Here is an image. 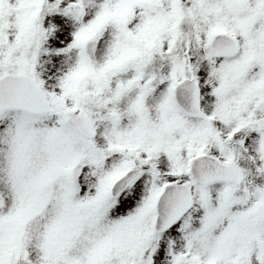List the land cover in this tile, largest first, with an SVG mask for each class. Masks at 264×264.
Listing matches in <instances>:
<instances>
[{
  "label": "snow or ice",
  "instance_id": "6c2138e0",
  "mask_svg": "<svg viewBox=\"0 0 264 264\" xmlns=\"http://www.w3.org/2000/svg\"><path fill=\"white\" fill-rule=\"evenodd\" d=\"M0 264H264V0H0Z\"/></svg>",
  "mask_w": 264,
  "mask_h": 264
}]
</instances>
